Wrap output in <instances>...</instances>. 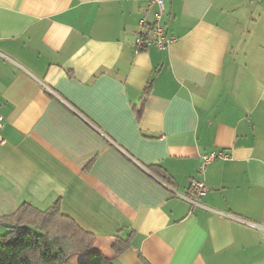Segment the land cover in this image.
<instances>
[{"label":"crops","instance_id":"obj_1","mask_svg":"<svg viewBox=\"0 0 264 264\" xmlns=\"http://www.w3.org/2000/svg\"><path fill=\"white\" fill-rule=\"evenodd\" d=\"M156 10L0 0V218L59 201L114 264H264V0H165L177 41L137 52Z\"/></svg>","mask_w":264,"mask_h":264},{"label":"trees","instance_id":"obj_2","mask_svg":"<svg viewBox=\"0 0 264 264\" xmlns=\"http://www.w3.org/2000/svg\"><path fill=\"white\" fill-rule=\"evenodd\" d=\"M151 89L152 82L145 89L139 115ZM0 223H8V230L0 235V264H69L75 255H84L78 264H114L97 250L96 235L62 213L59 201L46 210L23 203L12 215L1 217ZM130 239L113 244L116 256L129 248Z\"/></svg>","mask_w":264,"mask_h":264},{"label":"built area","instance_id":"obj_3","mask_svg":"<svg viewBox=\"0 0 264 264\" xmlns=\"http://www.w3.org/2000/svg\"><path fill=\"white\" fill-rule=\"evenodd\" d=\"M149 6H157V10L153 13L152 19L149 20L147 17L140 19V31L137 33L135 40V51L141 52L151 46H155L160 50H165L172 46L177 38L171 36L167 32L165 23L163 22L165 16V0H149ZM5 118L0 115V143H5V139L2 135L3 129L5 128ZM228 154L225 151H213L203 156V162L200 167V171H205L208 164L216 159H227ZM207 187L205 182L200 178H193L190 183V193L181 195L182 198L198 205L199 198L205 195ZM252 227L259 229L262 233L264 240V224H253Z\"/></svg>","mask_w":264,"mask_h":264}]
</instances>
